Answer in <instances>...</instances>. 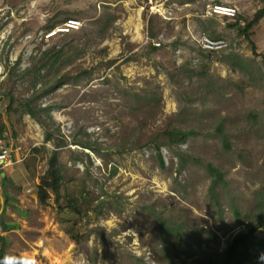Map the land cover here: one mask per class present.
<instances>
[{
    "label": "rangeland",
    "instance_id": "374dc122",
    "mask_svg": "<svg viewBox=\"0 0 264 264\" xmlns=\"http://www.w3.org/2000/svg\"><path fill=\"white\" fill-rule=\"evenodd\" d=\"M215 3L239 18L206 16ZM258 11L248 36L230 26ZM70 18L80 29L44 39ZM201 35L228 46L206 53ZM25 101L49 108L42 126L20 113ZM0 116L21 159L0 169V219L18 224L0 226L8 257L216 264L264 208V0H0ZM175 130L192 133L165 135ZM54 149L79 213L64 190L58 203L38 201ZM208 165L223 176L213 191ZM253 239L264 241V225ZM244 264H264V253Z\"/></svg>",
    "mask_w": 264,
    "mask_h": 264
},
{
    "label": "trees",
    "instance_id": "16d2710c",
    "mask_svg": "<svg viewBox=\"0 0 264 264\" xmlns=\"http://www.w3.org/2000/svg\"><path fill=\"white\" fill-rule=\"evenodd\" d=\"M261 11H258L255 13L254 17L248 21H246L244 26H240L239 22H235L234 24H230V26H233L234 28H237V30L242 33L245 36H248V33L250 32L251 28L256 24L258 18H259V14ZM237 19L239 18V16H236ZM53 25L49 26L50 28ZM48 27V28H49ZM149 38H153V34L150 35L149 33ZM157 47H152V51H155ZM58 86V83L52 87V89L56 88ZM14 97H10L9 98V105L8 108L10 110V108L13 106L14 104ZM29 101H25V102H21L20 103V113L22 114H28L30 117H32L33 119H35L41 126V122L37 119V115L39 113V111H48L49 108H45L42 107L39 110H35L32 108V106L29 104ZM16 112H18V110H15ZM1 118V116H0ZM192 132L190 131H180V130H175V131H165V135L169 138L172 139L173 136L178 137V141H183L186 139V137L188 135H190ZM5 137V132H4V126L3 123L0 119V139H3ZM46 140H49L51 138V133L45 131V135H44ZM89 146H86V148H88ZM158 150V149H157ZM37 151V149L35 150ZM159 159H160V164L163 165V161L161 159V156L159 155ZM47 171L46 174L44 176H42L40 179V184L37 186V198L38 201L42 204H45L51 197V195H54L55 201L58 203L59 202V198L62 194V191H65V197L67 198L68 202H67V206L68 209L70 210H76L77 213H79L80 208L75 207V205H73L71 198H69V193L67 190H65L63 187V182H64V175L63 172L61 170V168L59 167V159H58V152L57 150H53L49 159L47 160ZM208 171L209 173H211V175H213V179H212V184L210 187V191H213L214 187L216 186V184H218L219 182H223V176L222 173L212 167L211 165H208ZM7 181L5 179V177L2 178V183ZM8 194L5 192L4 194V202L5 204L7 203V199H8ZM211 197L213 199H215L214 194L211 195ZM217 202V201H216ZM261 207L263 206L262 203L260 205ZM235 212L237 213V210H235ZM238 215V213H237ZM264 225V208L263 211L260 215V219H259V226H263ZM0 226L2 229V232H6V231H10L12 229H16L18 227L17 223H8L6 221H4L3 219H0ZM259 226H254L248 230L245 231H240L238 232L233 239L227 243V245L225 246V248L222 250L221 254H220V261H218L216 264H244L247 262H252L253 258L256 256L257 251L258 250H262V252L264 253V241L260 242V243H256L254 242L255 240L254 238V233L256 231V229ZM169 232L173 233V231L169 228L168 229ZM73 236V235H72ZM175 240H177L179 234L176 231L173 234ZM74 240H76L75 237H73ZM8 244V240L6 239V237L4 236H0V264H25L21 261H19L16 258L13 257H8L6 254V247ZM254 244V245H253ZM253 245V246H252ZM177 261V259H175Z\"/></svg>",
    "mask_w": 264,
    "mask_h": 264
},
{
    "label": "built area",
    "instance_id": "2783aa9c",
    "mask_svg": "<svg viewBox=\"0 0 264 264\" xmlns=\"http://www.w3.org/2000/svg\"><path fill=\"white\" fill-rule=\"evenodd\" d=\"M151 3L152 0H149ZM154 9V8H153ZM238 14V10L235 6L223 4V3H215L209 4L206 6L205 15L206 16H216V17H225L228 19H234ZM81 21L78 19H67L62 23L52 26L51 28L43 31L44 39L48 40L57 35H65L69 34L73 31L80 29ZM200 50L206 53H212L218 50H221L225 47V42L223 40L217 39L213 40L207 36H202L199 40ZM158 46V43H155ZM20 157L18 153L14 155V160L12 159V149L5 144L4 139H0V169L11 167L17 161H20Z\"/></svg>",
    "mask_w": 264,
    "mask_h": 264
},
{
    "label": "bare ground",
    "instance_id": "6f19581e",
    "mask_svg": "<svg viewBox=\"0 0 264 264\" xmlns=\"http://www.w3.org/2000/svg\"><path fill=\"white\" fill-rule=\"evenodd\" d=\"M208 17H216V16H208ZM222 18H225V17H222ZM236 18V17H235ZM234 18V19H235ZM228 19V18H227ZM202 36H207V35H201L200 37H198V39H197V43H198V46H199V48H200V44H199V39L202 37ZM207 37H209V36H207ZM209 38H211V37H209ZM211 39H213V40H217V39H214V38H211ZM220 40H223L224 42H225V47H223L221 50H223V49H225L227 46H228V44H227V41H225L224 39H220Z\"/></svg>",
    "mask_w": 264,
    "mask_h": 264
},
{
    "label": "water",
    "instance_id": "95a60500",
    "mask_svg": "<svg viewBox=\"0 0 264 264\" xmlns=\"http://www.w3.org/2000/svg\"><path fill=\"white\" fill-rule=\"evenodd\" d=\"M2 176H4V174L2 173Z\"/></svg>",
    "mask_w": 264,
    "mask_h": 264
}]
</instances>
